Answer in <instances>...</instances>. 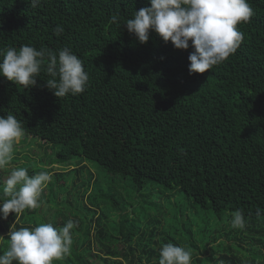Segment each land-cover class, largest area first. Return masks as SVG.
<instances>
[{"label": "trees", "instance_id": "1", "mask_svg": "<svg viewBox=\"0 0 264 264\" xmlns=\"http://www.w3.org/2000/svg\"><path fill=\"white\" fill-rule=\"evenodd\" d=\"M248 2L253 15L237 25L244 38L235 53L190 75L191 41L177 49L150 30L140 43L124 25L150 0H40L35 7L0 0V49L28 45L58 55L68 48L89 76L82 93L61 98L47 87V58L34 86L0 76V116L14 115L25 134L57 146L48 166L36 159L19 166L29 176L52 172V179L37 208L0 218V254L13 223L62 229L71 220L70 251L53 264H158L168 243L192 251L190 264H264V0ZM20 156L27 157L13 151L8 164ZM84 161L107 175L83 173ZM12 170L0 169V202L9 198L3 181ZM115 175L137 193L122 206L109 197L125 190ZM146 186L181 192L194 214L212 213L213 225L207 218L196 230L188 217L187 229L137 222L129 213ZM61 192L59 204L70 212L52 210ZM74 198L84 214L74 211ZM237 210L243 229L231 227Z\"/></svg>", "mask_w": 264, "mask_h": 264}, {"label": "clouds", "instance_id": "2", "mask_svg": "<svg viewBox=\"0 0 264 264\" xmlns=\"http://www.w3.org/2000/svg\"><path fill=\"white\" fill-rule=\"evenodd\" d=\"M35 7L40 0H28ZM253 9L248 0H150V6L135 11L124 24L140 43H146L150 30L165 43L171 41L177 49H194L188 56L189 74L204 73L234 54L243 41L237 25L248 22ZM117 17L112 16L116 22ZM59 35L63 28L54 29ZM47 58L46 71L53 77L47 87L58 98L82 93L89 76L81 59L70 49L58 55L32 46L0 49V76L25 88L37 83L41 66ZM58 77V79H57ZM25 135L22 123L12 114L0 116V169L12 159L13 149ZM50 180L46 172L29 176L27 169L15 168L3 181V194L8 199L0 202V218L7 219L26 209H35L43 187ZM73 221L57 229L50 223L34 228L10 225L7 250L0 254V264H53L70 251V230ZM232 228L243 229L245 219L240 210L233 214ZM158 264H190L191 254L184 248L168 243L159 250Z\"/></svg>", "mask_w": 264, "mask_h": 264}, {"label": "rangeland", "instance_id": "3", "mask_svg": "<svg viewBox=\"0 0 264 264\" xmlns=\"http://www.w3.org/2000/svg\"><path fill=\"white\" fill-rule=\"evenodd\" d=\"M56 145L55 144H49L44 143L40 139L36 138L35 136H32L30 134H25L23 138L20 140L18 144L14 146L13 151L22 153V155H26L27 157L20 156L18 159L13 161L9 164H7V168L15 169L20 168L21 164L24 163V161H30L36 159L39 161L41 166H48L50 159L55 157L56 152ZM82 167H80L81 171L83 173L87 174V170H92V172L95 171H101L104 170L106 173V170L104 168H99L91 161H84L83 163L79 164ZM102 169V170H99ZM52 174V172H50ZM50 176V180L45 184L43 187L42 192L47 193V185L51 181L52 177ZM107 175V173H106ZM72 177V175H71ZM74 178H71V180ZM114 182L115 184H123L125 186L124 189H119L120 191L116 193L114 197L109 196L111 199H114L116 202H118L119 206H122V204L128 203L129 201H132L134 198V194H137L134 189H131L130 183L128 182V178H123L121 175H115L114 176ZM112 186V185H111ZM122 186V188L124 187ZM58 184L55 183L53 186V189H57ZM123 192L124 194L121 195L120 193ZM66 194L61 192V194H58L56 197L52 196V200L50 201V204L54 207L52 210L54 212L58 211L59 208L63 210L64 212H70V209H66V206L63 208L59 203H61V200L64 198ZM142 198L140 202H136L135 200L133 202H136L132 204L131 206V212L129 215L136 220L137 222L142 221L145 222L148 219H158L159 222L163 221L166 222V224L169 223L168 226H178V228H181L183 223L185 224V228L187 229V217L189 219V222H193L195 229L197 230L199 226L204 227L203 221L207 218H210V224L213 225L214 217L212 216L211 212H197V214H194V211L196 212L195 208L189 207V200L184 198V195L181 194V192L174 190L172 192L171 190L165 189V188H157V189H151L149 186H146L142 191ZM136 197V196H135ZM73 205L77 208H73L74 211L82 215L84 214L83 211V204H81L80 201H76V198L72 199ZM124 200V201H123ZM85 202V201H84ZM125 206V205H124ZM42 208V205L40 206ZM135 209V211L133 210ZM44 209V208H43ZM50 210V208H49ZM66 210V211H65ZM111 211V209H110ZM113 212V211H112ZM122 212H126L125 210H122ZM119 212L117 211V214L113 216V218L119 219ZM112 216V214H110ZM39 217V216H38ZM114 222V220H112ZM162 222V223H163ZM167 226V227H168ZM223 239V238H222ZM215 244V242H214ZM245 248H247V245L245 243H241ZM208 251L206 254H202V257H207L210 253V247L207 246ZM192 252V251H190Z\"/></svg>", "mask_w": 264, "mask_h": 264}]
</instances>
